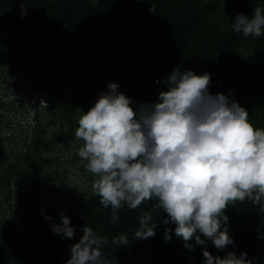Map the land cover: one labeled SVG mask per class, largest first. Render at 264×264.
Segmentation results:
<instances>
[{"label":"trees","instance_id":"1","mask_svg":"<svg viewBox=\"0 0 264 264\" xmlns=\"http://www.w3.org/2000/svg\"><path fill=\"white\" fill-rule=\"evenodd\" d=\"M20 3L0 0V85L13 79L26 86L19 91L16 84L5 85L17 92V104L14 96L8 102L0 98L8 103L0 108V131L11 129L14 105L27 98L45 104L33 105L40 118L36 126L28 125L19 146L9 148L0 140V264H64L85 224L107 238L105 250L118 264H200L201 247L221 257L244 250L254 264H264V239L257 238L264 232V211L247 199L225 209L233 244L217 250L206 241L188 250L174 232L164 240L165 227L175 226L161 223L164 213L153 208L155 198L135 210L122 207L113 224L110 208L100 205L92 189L79 199L50 205L39 196L47 187L57 190L47 185L49 178L61 177L56 144L74 136L82 111L109 81L134 101H153L166 90L157 79L182 64L181 70L210 73V92L230 95L248 110L254 126L264 128V35L245 38L230 26L237 13L250 16L264 0H24L23 17ZM22 92L24 101L18 97ZM58 125L64 132L54 130ZM61 210L75 228L71 239L51 230V224L61 223ZM142 211L156 221L155 235L132 239ZM119 234L129 241L115 249L111 238Z\"/></svg>","mask_w":264,"mask_h":264},{"label":"clouds","instance_id":"2","mask_svg":"<svg viewBox=\"0 0 264 264\" xmlns=\"http://www.w3.org/2000/svg\"><path fill=\"white\" fill-rule=\"evenodd\" d=\"M27 8L21 0L22 17ZM230 26L245 38L264 35V7L254 5L250 16L237 13ZM181 69L178 64L162 81L157 79L166 90L153 101H134L109 81L78 118L74 135L83 144L77 154L93 174L92 191L101 206L110 208L113 224L122 207L135 210L155 198L153 208L164 213L161 223L175 226L165 227V241L174 232L188 250L206 241L223 250L234 243L225 214L230 203L247 199L264 211V128L254 126L248 110L230 95L210 92V73ZM33 101L39 108L45 104ZM59 219L50 225L53 233L73 238L70 217L61 210ZM155 228L152 214L142 211L132 239L154 236ZM257 238L264 239V232ZM128 241L127 234L114 235L111 245L116 249ZM107 243L85 224L64 264H118L105 250ZM201 252L200 264H254L255 259L244 250L223 257L206 247Z\"/></svg>","mask_w":264,"mask_h":264},{"label":"rangeland","instance_id":"3","mask_svg":"<svg viewBox=\"0 0 264 264\" xmlns=\"http://www.w3.org/2000/svg\"><path fill=\"white\" fill-rule=\"evenodd\" d=\"M2 78L3 76H1L0 78V83L4 82ZM12 80L13 79H7L5 85L16 84L19 87V91H23L25 89V84L23 83V81H19L17 83V81ZM5 85H0V98H7L4 101L8 102L10 101L11 96H14L17 104V92H10V90H5ZM23 93L24 92L21 93V96H18L21 101H24L20 98L23 96ZM27 100L29 102H27ZM27 100L25 99V101L22 102L21 106H13L12 112L8 116L10 117V119H12L10 120L11 129H9L8 131L2 129V131H0V140L3 142V144L7 143L6 146L9 148L10 145H13L15 143L17 144V146H19L23 141V137L25 131H27L28 129V125H30V127L36 126V117L40 118V116H37L35 114L34 106L30 105L33 104L34 101L29 100L28 98ZM4 101L0 100V108L1 105H3L4 107L7 106L8 103H4ZM26 112H29L27 114V118H23L22 116L26 114ZM1 118L5 120L4 116H2ZM53 128L54 130L56 129L57 132L61 133L65 130V127L61 125H58L57 127L53 126ZM82 144L83 141L79 140V138L75 137V135L72 137L70 136L67 138H61V140L56 144L54 149L55 152L59 154L60 163L58 164V173L61 174V177L56 179L53 177H48L49 182H51H48L47 185L49 187L54 186L55 188H57L56 192H51L47 187L39 193L41 199H47L46 205H50L51 203L56 201L79 199L84 196L85 192H89L90 189H92V182L88 180V177H92L94 179L93 174L85 169V161H83L77 154L78 149L82 146ZM50 154L54 156V152L51 151ZM81 166L83 167V169L80 168Z\"/></svg>","mask_w":264,"mask_h":264}]
</instances>
